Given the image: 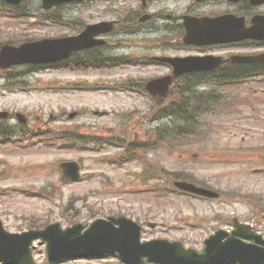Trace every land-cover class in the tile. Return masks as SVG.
I'll return each mask as SVG.
<instances>
[{
    "label": "rangeland",
    "instance_id": "1",
    "mask_svg": "<svg viewBox=\"0 0 264 264\" xmlns=\"http://www.w3.org/2000/svg\"><path fill=\"white\" fill-rule=\"evenodd\" d=\"M195 2L161 0L157 6L151 4L145 11L139 7L138 0L95 1L64 5L53 9L52 14L73 25L85 26L123 19L125 13H133L136 9L143 14L160 13V19L166 14L176 16L183 14ZM215 9H222V6L206 10ZM24 10L41 14V0H25ZM122 22L119 30L128 26L125 21ZM74 28L42 25L34 19L19 21L0 14V45L9 41L19 43L27 37L38 39L74 35L80 27ZM158 37H162L160 33L147 32L127 37L124 39L126 46L116 49L114 55L126 54L143 59L152 55H173L155 46ZM104 53L107 54V51ZM168 73L165 67L141 63L116 69L86 70L52 67L28 71L20 67L12 75L26 81L29 89H2L4 74H0V110L12 114L6 122L11 129L21 130L23 127L15 117L17 112H21L34 128L46 125L60 131L79 129L82 133L97 134L102 138L115 136L126 142L134 139L143 141L159 125L173 124V119L161 117L151 121L155 105L137 89L110 90L106 87L88 90L89 85L130 82L141 86ZM61 84L88 86L74 89L62 88ZM256 88L259 89L223 88L228 98L226 102L212 107V111L217 112L199 114L195 119L201 125L200 133L189 143H179L174 147L162 142L156 150L148 153L147 164L138 159L115 164L124 152L110 144H104L99 149L60 143L48 147L39 140L34 144L0 145V217L5 228L12 233L28 231L35 219L60 222L66 228L72 226V222L89 225L97 218L121 214L144 226L145 240H178L198 250L203 247L204 239L217 229L229 230L233 218L248 223L264 235V216L256 215L257 205L264 207V153L255 154L253 151L257 147L264 148V86ZM182 89L175 88L176 99H183ZM199 89L210 88L200 86ZM166 105L167 102L160 107ZM94 110L108 111L109 114L95 116ZM74 111H78V116L69 120V113ZM174 121L179 122L176 117ZM151 139L154 140V137ZM70 160L82 165L84 177L79 182L66 183L62 180L59 164ZM160 170L165 174L160 172L163 175H159ZM177 179L213 187L221 193V197L203 200L154 190L159 181L164 187ZM40 190L53 194L52 198L42 196ZM232 193L239 200L233 199ZM241 196H247L251 201H244ZM257 199L259 202H256ZM68 206L65 214L64 209ZM149 223H156L157 227L150 228ZM35 245V260L46 264L45 244L36 241ZM63 264H120V260L115 255H107L91 260H70Z\"/></svg>",
    "mask_w": 264,
    "mask_h": 264
},
{
    "label": "water",
    "instance_id": "2",
    "mask_svg": "<svg viewBox=\"0 0 264 264\" xmlns=\"http://www.w3.org/2000/svg\"><path fill=\"white\" fill-rule=\"evenodd\" d=\"M18 5L22 0H6ZM45 9L62 3L83 0H42ZM262 4L264 0H254ZM242 21V22H241ZM223 17L218 20L187 19V42L209 43L238 41L246 38L264 39V22L259 17L254 19L251 28H245L243 20ZM111 23L89 26L78 37L68 39H46L39 42L25 43L19 47L4 46L0 52V68L18 64H39L58 62L68 58L72 52L92 47L96 44L94 36L110 31ZM109 26V27H107ZM264 60V58H259ZM175 67L174 76L157 79L147 85L154 95L167 96L174 77L198 70V63L190 59L160 58ZM258 60V58L253 59ZM100 114V113H97ZM7 113L0 112L6 118ZM75 114H72L73 118ZM20 120L26 123L23 115ZM64 180L75 181L81 178L77 162L62 163ZM184 190L208 197H219L218 194L188 183L177 182ZM118 225V227H117ZM237 230L229 236L218 231L206 240L207 248L202 253L193 249L185 250L182 243H170L167 240H153L141 243V227L126 217L109 220L98 219L86 231L83 225H75L63 231L60 224L48 226L43 231H30L23 234H10L5 231L0 221V262L4 264H36L33 260L31 245L37 238L47 242V254L50 264H59L75 258H89L104 253H118L124 264H142L145 258L149 262L160 264H264V247L247 244L243 239L254 240L264 244L261 235L253 233L249 227L235 220ZM154 226V225H152ZM228 237L227 240H224Z\"/></svg>",
    "mask_w": 264,
    "mask_h": 264
},
{
    "label": "flooded vegetation",
    "instance_id": "3",
    "mask_svg": "<svg viewBox=\"0 0 264 264\" xmlns=\"http://www.w3.org/2000/svg\"><path fill=\"white\" fill-rule=\"evenodd\" d=\"M148 6L153 4L149 1ZM158 4V2H154ZM153 4V5H154ZM196 6H201L197 8ZM212 6V7H211ZM222 6V9H215L208 12L207 8H215ZM160 13L152 14L151 20L146 24H139L137 28L141 31L149 30L159 32L162 37H158L155 46L158 49L168 51L169 53L185 54L184 56H193L199 58H205L210 66L214 68L197 73H205V75L211 76V82L208 85L214 88H237L243 85H247V75L251 80V87L260 85L255 81L253 77L256 73H262L264 70V64L262 63H250V62H238L233 60L234 56H255L264 53V40L254 41L247 40L240 43L229 44H213L206 46H196L183 43V35L185 34V28L183 25L184 16L194 17H220L225 14H235L242 16L245 19L247 26L251 25L252 18L256 14L264 15V4L262 6H253L250 0H239L238 2L228 0H204L199 2L196 0L195 4L189 5L183 14H166L162 15V19L159 17ZM178 16V17H177ZM159 20L160 25L156 24L153 27L148 28L151 23ZM149 25V26H148ZM111 42H108V45ZM217 65V66H216ZM169 68V66H166ZM240 74H245V81H235L239 79ZM217 75H223V78H219ZM217 79H223L219 82Z\"/></svg>",
    "mask_w": 264,
    "mask_h": 264
},
{
    "label": "trees",
    "instance_id": "4",
    "mask_svg": "<svg viewBox=\"0 0 264 264\" xmlns=\"http://www.w3.org/2000/svg\"><path fill=\"white\" fill-rule=\"evenodd\" d=\"M2 2V1H1ZM16 13V12H13ZM183 99H174V102L169 103L165 106L163 113L165 115L174 116L178 118L179 122L174 123L172 128H167L163 131L162 128L156 130L152 137L146 143H141L139 148L147 149L148 147L161 144L162 142L170 141V143L175 142L179 143L181 141H187L190 137L197 135L198 133V122L195 121V117L204 112L205 109L210 108V106L221 99V95L215 92H204V93H195L190 84L183 85ZM188 94L189 96H186ZM192 103L190 106L188 103ZM36 136H46L49 139L57 137L62 141L75 142L76 139L71 136L61 137L59 133L55 131L44 130L42 133H32L31 138ZM1 137V136H0ZM136 147V144H134ZM137 149V148H136Z\"/></svg>",
    "mask_w": 264,
    "mask_h": 264
}]
</instances>
